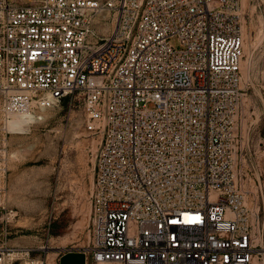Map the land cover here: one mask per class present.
<instances>
[{"label":"built area","instance_id":"2783aa9c","mask_svg":"<svg viewBox=\"0 0 264 264\" xmlns=\"http://www.w3.org/2000/svg\"><path fill=\"white\" fill-rule=\"evenodd\" d=\"M242 5L0 0V264H49L10 243L6 141L13 114L65 99L101 137L86 264H254L263 231L237 171Z\"/></svg>","mask_w":264,"mask_h":264},{"label":"rangeland","instance_id":"374dc122","mask_svg":"<svg viewBox=\"0 0 264 264\" xmlns=\"http://www.w3.org/2000/svg\"><path fill=\"white\" fill-rule=\"evenodd\" d=\"M241 15L245 94L237 171L248 204L259 212L263 237L254 264H264V0H249ZM173 43L177 45V40ZM39 114L43 120L25 133L8 132L5 203L15 213L10 243L32 246L33 255L56 264L63 252L84 250L89 243L94 165L101 137L85 129L78 103L71 106L65 99Z\"/></svg>","mask_w":264,"mask_h":264},{"label":"bare ground","instance_id":"6f19581e","mask_svg":"<svg viewBox=\"0 0 264 264\" xmlns=\"http://www.w3.org/2000/svg\"><path fill=\"white\" fill-rule=\"evenodd\" d=\"M247 4H249V0H243L242 11L247 8ZM43 118L44 117L39 113H15L12 115V118L9 121V129L11 130V132L25 133L30 129L32 124L38 123L40 120H43Z\"/></svg>","mask_w":264,"mask_h":264},{"label":"crops","instance_id":"0c3cea01","mask_svg":"<svg viewBox=\"0 0 264 264\" xmlns=\"http://www.w3.org/2000/svg\"><path fill=\"white\" fill-rule=\"evenodd\" d=\"M87 254L82 249H71L63 252L56 264H86Z\"/></svg>","mask_w":264,"mask_h":264}]
</instances>
